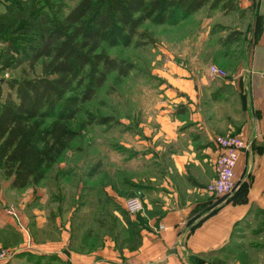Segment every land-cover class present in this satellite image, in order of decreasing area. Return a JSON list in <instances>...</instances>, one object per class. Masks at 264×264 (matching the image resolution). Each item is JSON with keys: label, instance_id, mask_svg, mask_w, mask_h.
Returning <instances> with one entry per match:
<instances>
[{"label": "crops", "instance_id": "obj_1", "mask_svg": "<svg viewBox=\"0 0 264 264\" xmlns=\"http://www.w3.org/2000/svg\"><path fill=\"white\" fill-rule=\"evenodd\" d=\"M239 9L247 30L212 36L209 27L165 50L155 114L130 145V191L144 202L131 216L137 246L72 253L68 264H264V0H239ZM211 64L228 77L213 76ZM217 136L252 145L235 169L237 191L246 189L237 196L206 191Z\"/></svg>", "mask_w": 264, "mask_h": 264}, {"label": "rangeland", "instance_id": "obj_2", "mask_svg": "<svg viewBox=\"0 0 264 264\" xmlns=\"http://www.w3.org/2000/svg\"><path fill=\"white\" fill-rule=\"evenodd\" d=\"M81 1L0 0V106L10 94L16 99L10 82L44 75L48 59L30 67L34 49L54 23ZM97 2L102 6L106 0ZM249 22L239 0H222L176 23L146 21L139 28L142 37H135L143 45L127 46L120 39L105 42L111 57L132 63L134 70L128 77L110 75L96 97L80 105L74 119H61L68 111L62 103L50 117L31 122L37 127L34 143L41 149L46 148L43 138L57 123L76 133L56 163L46 168L45 179L14 188L13 178L6 177L0 162V224L6 226L0 228V253L11 255L4 264H68L72 253L93 257L105 248L136 247L139 229L131 221L135 215L125 210V201L137 196L130 191V145L140 125L155 114L160 71L167 62L165 50L177 49L197 31L210 27L212 36L213 32L222 35L247 30ZM83 91L67 92L64 102L80 98ZM108 117L114 119L108 125L91 123Z\"/></svg>", "mask_w": 264, "mask_h": 264}, {"label": "trees", "instance_id": "obj_3", "mask_svg": "<svg viewBox=\"0 0 264 264\" xmlns=\"http://www.w3.org/2000/svg\"><path fill=\"white\" fill-rule=\"evenodd\" d=\"M221 1L106 0L101 6L97 0H82L56 21L30 58V67L42 59L49 60L44 75L10 82L9 89L16 92V99L10 94L0 106V162L6 177L13 178L12 187L24 189L44 180L46 168L56 163L76 135L57 123L43 138L46 148L41 149L34 143L37 127L30 126L32 121L50 117L62 103L68 111L61 119H74L81 112L80 105L93 100L110 75L128 77L134 70L132 63L111 57L103 47L105 42L120 39L127 46L143 45L135 42V37H142L139 28L146 21L176 23ZM74 88H84L81 97L64 102L65 94ZM113 121L108 117L91 123L108 125Z\"/></svg>", "mask_w": 264, "mask_h": 264}, {"label": "built area", "instance_id": "obj_4", "mask_svg": "<svg viewBox=\"0 0 264 264\" xmlns=\"http://www.w3.org/2000/svg\"><path fill=\"white\" fill-rule=\"evenodd\" d=\"M253 1L258 4L262 0ZM209 71L213 76L218 78L228 77V73L224 69L214 64L210 65ZM214 141L220 150V155L215 163L217 178L207 186L206 191L218 197H230L238 190L235 169L240 158V153L243 150H251L252 145L235 136H217ZM125 210L132 215L142 213L144 210L142 198L140 196H133L127 199L125 201ZM162 229L164 228L161 227L160 230ZM9 257L11 255L8 252H1L0 264H4Z\"/></svg>", "mask_w": 264, "mask_h": 264}]
</instances>
